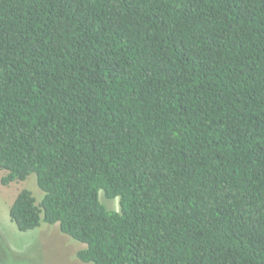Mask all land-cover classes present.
<instances>
[{"label":"trees","instance_id":"obj_1","mask_svg":"<svg viewBox=\"0 0 264 264\" xmlns=\"http://www.w3.org/2000/svg\"><path fill=\"white\" fill-rule=\"evenodd\" d=\"M0 169L83 262L264 264V0H0Z\"/></svg>","mask_w":264,"mask_h":264},{"label":"rangeland","instance_id":"obj_2","mask_svg":"<svg viewBox=\"0 0 264 264\" xmlns=\"http://www.w3.org/2000/svg\"><path fill=\"white\" fill-rule=\"evenodd\" d=\"M7 171L0 169V264H89L77 257L85 244L63 233L59 224L42 222L28 231L18 228L11 219L10 207L23 189L32 192L39 203L44 195L38 178L32 173L25 180L2 183ZM100 199L109 210H119V199H108L100 191Z\"/></svg>","mask_w":264,"mask_h":264}]
</instances>
